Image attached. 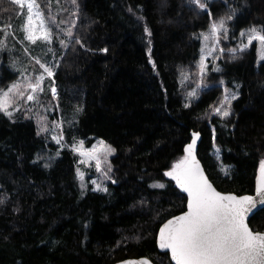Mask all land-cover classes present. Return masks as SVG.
Wrapping results in <instances>:
<instances>
[{
  "label": "trees",
  "instance_id": "16d2710c",
  "mask_svg": "<svg viewBox=\"0 0 264 264\" xmlns=\"http://www.w3.org/2000/svg\"><path fill=\"white\" fill-rule=\"evenodd\" d=\"M207 5L204 11L193 10L187 0H77L76 5L68 0L63 5L56 19L74 38L53 26L58 99L49 92L45 104L54 110L52 120L62 123L65 144L90 145L99 138L116 149V183L107 194L82 195L78 155L68 146L51 168L42 167L37 155L57 149L51 137L38 135L32 119L0 113V264H117L141 258L173 264L158 250V232L186 211L187 198L163 173L184 155L194 131L201 134L199 160L216 188L255 193L264 159V61L258 64L256 43L235 57L228 49L238 47L240 31L264 26V0H230L239 11L227 22V38L221 34L218 48L225 52H216L219 59L204 78L207 87L189 101L188 93L200 84L203 38L197 37L229 11L224 0ZM20 10L11 0H0L1 35L22 19ZM12 62L9 54H0V89L19 79ZM216 67L221 71H213ZM220 80L238 93L226 118L212 114L223 95ZM157 182L166 187H151ZM249 225L264 231V211Z\"/></svg>",
  "mask_w": 264,
  "mask_h": 264
},
{
  "label": "snow or ice",
  "instance_id": "6c2138e0",
  "mask_svg": "<svg viewBox=\"0 0 264 264\" xmlns=\"http://www.w3.org/2000/svg\"><path fill=\"white\" fill-rule=\"evenodd\" d=\"M187 2L193 10L204 11L208 8L206 0H187ZM11 3L19 5L21 9L26 7V19L21 29L25 33L24 40L31 44L35 45L41 41L46 45H51L54 37L58 35L53 26L64 31L60 28L63 21H57L49 5H45L49 9L48 12H45L39 0H11ZM71 3L76 5L77 0H71ZM224 3L229 6V11L211 23L208 33H200L197 37V39L202 37L205 44L208 45L201 48V56L198 62L199 86L207 87L204 83L207 71L206 59L217 51L221 34L227 38L229 32L227 22L233 20L239 11L237 8L231 7L230 0H224ZM128 10L132 11L131 8ZM144 31L148 36H151V31L147 27ZM66 35L69 40L74 38L71 28L67 29ZM239 36L241 42L238 47L230 48L228 52L235 57L237 51H246L256 41L259 45L256 49L258 59L264 61V26H250L240 31ZM244 37H246V42H244ZM59 43L61 47H67L65 40L60 39ZM75 43L83 47L79 38H75ZM4 46V42L0 41V48ZM24 51L27 52L28 49L25 48ZM47 51L54 55V50L51 47ZM101 51L107 53L108 49L104 48ZM218 51L223 54L225 49L219 48ZM148 55L149 62L153 63V67H155L151 60V47L148 48ZM213 58L219 59V56H213ZM33 59L42 71L34 69L36 71L34 77H25L23 82H13L6 90L0 89V113L9 119H12L14 112H19L21 107L29 103L31 107H27L26 111H32L33 108L47 110L41 99L45 92L44 82L46 78H52L48 88L52 98L58 99L54 77L55 69L59 65L42 62L39 58ZM213 71L219 72L221 69L216 67ZM219 83L221 86L225 85L224 80H220ZM188 96L197 97V92L193 90L188 93ZM237 98V92H233L224 86L222 98L217 105L212 106V114L222 118L230 116L232 101ZM185 107H190V104H185ZM80 111L82 109L77 108V112ZM36 115L38 118V135L41 132L47 133L50 130L54 131L60 128L61 122L53 121V128L50 129L47 124V117H41L39 112ZM200 135L199 132H192L191 142L183 148L184 155L163 173L165 177L175 182V186L181 192L187 194V210L168 219L159 228L158 247L162 251L170 253L171 261L174 264H264V231H256L249 226L250 217H254L258 210L264 211V159L259 162L255 196L222 193L213 186L197 159L196 146ZM51 138L57 145L63 147L62 129L59 132L54 131ZM69 148L72 153L81 158L80 164H90L94 161L96 172L107 179H111L109 173L112 169L108 163V157L116 151L112 145L99 140L90 148H86L84 140H79L74 141L69 145ZM219 151L220 149L217 148L216 152L219 153ZM56 155L59 156L60 152L57 151ZM106 163L108 166L105 168L103 165ZM44 167H49V164L45 163ZM221 171L224 175H228V169L223 165H221ZM77 177L81 181V189L83 190L85 188V175L79 168H77ZM91 183L95 186L94 191H108L95 179L91 180ZM112 183H116V181L112 180ZM151 187L163 189L166 185L157 182L153 183ZM2 203L3 201L0 200V204ZM122 264H151V261L147 258L130 259L122 262Z\"/></svg>",
  "mask_w": 264,
  "mask_h": 264
},
{
  "label": "rangeland",
  "instance_id": "374dc122",
  "mask_svg": "<svg viewBox=\"0 0 264 264\" xmlns=\"http://www.w3.org/2000/svg\"><path fill=\"white\" fill-rule=\"evenodd\" d=\"M209 1H212V0H206V2H209ZM39 3L41 4V6L45 12H48L49 9H48V7L45 8L44 5H49L53 14L57 17L62 13L63 5L68 4V0H66V1L58 0V3H57V0H39ZM20 12L23 13V14H21L22 19L19 22L14 23V25L12 27H10L9 29H3L4 33L2 35L0 34V41H3L4 45H5L3 48H0V54L7 53L13 58V62L10 64V66H12L13 69H15L16 72L19 74V79L17 81L23 82L25 77H34L36 75V71H34V69L42 71V69H40V68L37 69L31 64V62H33V61L35 62V59H33V58H39V59H41L42 62H47L49 64H57V52L59 50H58V47L54 44V42L57 40L58 35L56 37H54L51 45H46L45 43H43L41 41H38L35 45H33L29 41L24 40L25 33L22 31L21 26L25 22V19H26V7L24 9H21ZM66 32H67V29H64V35H66ZM6 33H7V35H6ZM57 34H58V32H57ZM243 39H244V42H246V37H244ZM240 42H241V38H240ZM254 43L257 44V48H258L259 47L258 42L254 41L253 44ZM209 44H211V42H209ZM219 45H220V42H219ZM206 46H208V45H206L204 40H203V47H206ZM218 46H217L216 52H218V49H219ZM49 47H51L54 50V55H53V53L47 51V49ZM25 48L28 49L27 52L24 51ZM216 52L213 53V55L207 57V59H206L207 69L211 65H213V63L215 61L213 56L216 55ZM261 62H263V61H260L258 59V64H261ZM51 82H52V78H46L45 79V82H44L45 92H44V94H42V97H41V99L44 103V107H46V109H47L46 111L44 110V108H33L32 111H26L27 107H31V104L29 103L28 105L21 107V110L19 112H14V115H22L24 118L32 119L38 125V118H37L36 113L39 112L41 117H44V116L47 117L48 127L50 129H52L53 128L52 122L56 121V120H52V118H51V114L54 110L51 107V105L45 104L46 95L50 92L48 85L51 84ZM199 85L194 89L197 93L199 90L203 89V87L199 86ZM223 89H224V86H223ZM57 96H58V91H57ZM195 98H197V97H188V100L190 101L191 99H195ZM233 101H232V103H233ZM56 122H60V121H56ZM61 129L63 131L62 123H60V128H57L54 131L59 132ZM54 131L50 130L47 133L41 132V134H48L50 137H52V135L54 134ZM99 140H102V139L95 138L94 141L90 145L85 142V147L90 148L93 144L97 143ZM52 141L57 146L56 151L55 152L43 151V152L39 153L35 159V162L40 164L42 167H44L45 163H48L49 167H47V168H51L53 166V163L59 157L56 155L57 151L60 152V151H62V149H65L69 146L68 143L65 144L64 140H62L63 147H61V145H57L54 140H52ZM115 155H116V152L108 157V163H110L111 169H112V171L109 173V176L111 177V179H107L104 176H102L100 173L96 172L94 161H92L90 164H80L79 169L85 175V180H84L85 188L83 190L81 189L82 195H85L89 190L94 191L93 189L95 186L91 183V180H93V179L97 180L103 187H106L109 191V186L113 180L112 159ZM107 166H108L107 163L105 165H103V167H105V168ZM44 168H46V167H44ZM80 186H81V181H80ZM108 191L107 192L94 191V192L107 194Z\"/></svg>",
  "mask_w": 264,
  "mask_h": 264
},
{
  "label": "water",
  "instance_id": "95a60500",
  "mask_svg": "<svg viewBox=\"0 0 264 264\" xmlns=\"http://www.w3.org/2000/svg\"><path fill=\"white\" fill-rule=\"evenodd\" d=\"M200 140H201V137L199 138V140L197 141V146H196V156H197V159L199 160V157H198V147H199V144H200ZM200 161V160H199ZM200 163H201V161H200ZM201 165H202V167L204 168V166H203V164L201 163ZM204 171H205V174L207 175V172H206V170H205V168H204ZM208 176V175H207ZM209 178V177H208ZM209 180H210V178H209ZM211 181V180H210ZM212 182V181H211ZM212 184H213V186L216 188V186L214 185V183L212 182ZM179 189V188H178ZM217 189V188H216ZM218 190V189H217ZM219 191V190H218ZM181 192V191H180ZM221 192V191H220ZM186 198H187V194L186 193H183V192H181ZM222 193H224V192H222ZM234 194V193H233ZM237 195V194H236ZM246 195H253V196H255V193L254 194H246ZM259 207V206H258ZM187 210V209H186ZM260 212V210H258L257 211V213H259ZM256 213V214H257ZM253 217H250V220H249V223H250V221H251V219H252ZM250 226V225H249ZM158 238V237H157ZM157 246H158V244H157ZM158 250L160 251V252H162V253H166L165 251H162L161 249H159V247H158ZM169 254V256H170V253H168ZM147 259H149V258H147ZM171 259V258H170ZM132 260H137V259H132ZM150 261H151V264H154V262L151 260V259H149ZM124 262V261H123ZM172 262V261H171ZM173 264H174V262H172ZM117 264H122V262H120V263H117Z\"/></svg>",
  "mask_w": 264,
  "mask_h": 264
}]
</instances>
